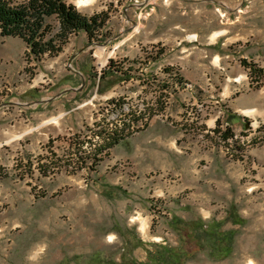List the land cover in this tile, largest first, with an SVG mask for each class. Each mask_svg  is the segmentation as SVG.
<instances>
[{"label":"rangeland","instance_id":"obj_1","mask_svg":"<svg viewBox=\"0 0 264 264\" xmlns=\"http://www.w3.org/2000/svg\"><path fill=\"white\" fill-rule=\"evenodd\" d=\"M76 1L104 16L91 40L37 60L0 35V264L145 261L157 244L179 247L178 264H264V0ZM110 99L153 122L97 157ZM174 216L236 229L231 254L212 259Z\"/></svg>","mask_w":264,"mask_h":264},{"label":"trees","instance_id":"obj_2","mask_svg":"<svg viewBox=\"0 0 264 264\" xmlns=\"http://www.w3.org/2000/svg\"><path fill=\"white\" fill-rule=\"evenodd\" d=\"M50 16H53L56 20L55 26L45 22V19ZM103 22V15H83L75 9L74 5L67 3L66 0H24L16 4H12L9 0H0V35L21 38L29 48V53L37 60L46 53L49 56L59 53L62 45L67 42L72 34L84 32L88 40H91L97 35L98 28ZM244 66L248 67L247 63ZM166 70L170 71L168 68ZM257 71L259 70L252 69V73H257ZM166 73L170 74L167 71ZM166 86V84L162 85L161 90L166 88ZM161 95H159L160 102L158 104V111L160 112L163 110L165 103L160 100ZM154 107L152 105L148 109ZM262 128L259 126L256 129L255 141L261 139L259 134L261 132L264 133ZM214 131L223 141L234 138V133L229 126L224 129L215 128ZM117 142V138L111 137L104 144L112 147ZM53 164L55 163L53 162ZM40 169L44 172L49 170L50 166L41 163ZM227 218H231L234 224L243 223V219L235 215V213L225 217V219ZM222 224V220L215 218H210L207 221L202 219L184 221L175 216L172 217L170 222L173 229H177L175 225L187 227L190 237L196 242V245L214 260L226 258L231 254L237 233V230L233 228L223 229ZM146 253L147 258L145 261L126 258L120 264H178L182 262L183 256V252L179 247L161 244L154 245V249L151 251L147 250ZM106 264L118 263L110 260Z\"/></svg>","mask_w":264,"mask_h":264},{"label":"bare ground","instance_id":"obj_3","mask_svg":"<svg viewBox=\"0 0 264 264\" xmlns=\"http://www.w3.org/2000/svg\"><path fill=\"white\" fill-rule=\"evenodd\" d=\"M93 1L94 0H77L76 2H77V6H87V5L92 4ZM112 107H114V109ZM254 111L255 110L253 108H247V109L241 110V112L245 113V114H253ZM132 112H134V111L128 110L127 108H125V105L120 106V103H117L116 101L111 103L110 107H107V109H105V113H103V115H104L106 121H108V120L110 121L109 125L111 126V128L109 129V132L102 131V132H100V135L95 136V138L97 139V143H95L94 146H96L97 151L95 150L96 151L95 154L97 157L105 155L107 153V151L109 150L110 146H105V144H104L106 141H108V139H110L111 137L120 138L122 136L128 135V132H134L135 131L136 125H137V129L143 128L145 126V121H151V116L154 115L149 111L147 113H145V112L142 113V111H138L136 113H132ZM121 117H122V119H121ZM58 119H59V116L50 117V118L44 120L43 124L58 123ZM101 121H103V120H101ZM112 126H114V127H112ZM103 127L100 126L99 131ZM27 128H25V129H27ZM31 130H32V128H29L26 132L31 131ZM82 148L83 149L86 148V145L82 146ZM71 165H73V163L70 165H66V167L71 166ZM141 223H142L141 229L143 230L145 225H144L143 221H141ZM248 264H253V262L249 260Z\"/></svg>","mask_w":264,"mask_h":264},{"label":"built area","instance_id":"obj_4","mask_svg":"<svg viewBox=\"0 0 264 264\" xmlns=\"http://www.w3.org/2000/svg\"><path fill=\"white\" fill-rule=\"evenodd\" d=\"M165 74H166V71L164 72ZM167 76H169L168 74H166ZM170 77V76H169ZM167 86H166V88H164V89H167V90H169V88H170V85H168L167 83H165ZM164 84V85H165ZM163 85V84H162ZM162 88V87H161ZM114 101H118L117 99H110L109 101H107L106 103H108L107 105V107H110V105H111V103H113ZM104 110V109H103ZM102 110V111H103ZM101 111V112H102ZM97 116H99V114L97 115ZM153 121H145V127H147V126H149L151 123H152ZM140 130H142V129H137V125H136V129H135V131L134 132H128V137H131V136H133V135H135L137 132H139ZM82 161V160H81ZM81 161H78L76 164H80L81 163ZM122 167L123 168H127V165L125 164V163H122ZM76 168H77V166L76 165H71V166H67V167H64V169H62V170H64L65 172H73V171H75L76 170ZM52 171H54V170H52ZM49 175V171H47V173L45 174V175Z\"/></svg>","mask_w":264,"mask_h":264},{"label":"crops","instance_id":"obj_5","mask_svg":"<svg viewBox=\"0 0 264 264\" xmlns=\"http://www.w3.org/2000/svg\"><path fill=\"white\" fill-rule=\"evenodd\" d=\"M247 69V68H246ZM161 73V75L163 74V72H160ZM166 79H167V77H166ZM161 82H162V84L163 83H166L167 81L166 80H164L163 78L161 79ZM164 85V84H163ZM247 109V108H246ZM241 110H243V109H241ZM162 111H164V108H163V110ZM53 152V151H52ZM51 160V159H50ZM50 166V165H49ZM41 173H43V171H41ZM41 173L38 171V174L41 176ZM53 174V172H52V165L50 166V169H49V175H47L48 177H52V176H54V175H52ZM44 176V175H43ZM47 178V177H46Z\"/></svg>","mask_w":264,"mask_h":264}]
</instances>
